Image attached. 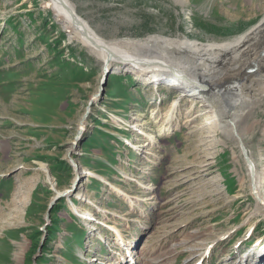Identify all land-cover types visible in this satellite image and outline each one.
<instances>
[{
    "label": "rangeland",
    "instance_id": "obj_1",
    "mask_svg": "<svg viewBox=\"0 0 264 264\" xmlns=\"http://www.w3.org/2000/svg\"><path fill=\"white\" fill-rule=\"evenodd\" d=\"M69 1L142 58L153 47L128 42H222L264 16V0ZM129 64L103 68L46 0H0V264H264V214L238 143L198 94L173 96ZM262 98L243 141L264 201Z\"/></svg>",
    "mask_w": 264,
    "mask_h": 264
},
{
    "label": "bare ground",
    "instance_id": "obj_2",
    "mask_svg": "<svg viewBox=\"0 0 264 264\" xmlns=\"http://www.w3.org/2000/svg\"><path fill=\"white\" fill-rule=\"evenodd\" d=\"M186 1L180 0V3L185 4ZM46 4L53 10L54 15L61 18L64 25L70 27L75 36L102 60L103 68L110 67L114 61H119L120 64L131 63L129 65L138 70H148L145 75L150 82L157 80L166 83L168 88L171 86L172 90L168 91L173 92V96L176 91L180 96H188V93L198 94L210 116L220 125L223 134L237 142L242 153L245 151L242 155L247 158L245 161L251 192L257 204L255 212L264 214V201L258 197L261 187L258 172L243 141V133L250 125L248 119L255 105L261 103L264 96V55L257 54L264 49V16L243 33L222 42H199L188 37L162 35H149L130 42L126 40L136 51L153 47L152 52L142 58L128 54L118 41L110 42L102 38L76 13L69 0H46ZM172 55L176 57L175 62L167 60L173 59ZM177 100L178 97L173 98L172 105L175 104L176 110H180L181 105L178 106ZM167 113L168 109L164 116ZM165 120L168 119L164 117L163 121ZM40 166L47 173V180L55 185L47 166L43 163H40ZM87 173L96 176L93 171L88 170ZM76 196L82 198L83 193L79 191ZM246 260L248 261V258ZM130 261L128 263L131 264Z\"/></svg>",
    "mask_w": 264,
    "mask_h": 264
},
{
    "label": "water",
    "instance_id": "obj_3",
    "mask_svg": "<svg viewBox=\"0 0 264 264\" xmlns=\"http://www.w3.org/2000/svg\"><path fill=\"white\" fill-rule=\"evenodd\" d=\"M243 153L245 154V151H243ZM244 158L247 160L246 155L244 156ZM77 180H78V178L76 179L75 183L77 182ZM69 191H70V190H67L66 192H61V193L57 194V195L54 197V199L51 201V204H49V207H50V208H48L47 216H49V212H50V210H51V207H52L53 203H54L59 197H61V196H63V195H66L67 193H69Z\"/></svg>",
    "mask_w": 264,
    "mask_h": 264
},
{
    "label": "crops",
    "instance_id": "obj_4",
    "mask_svg": "<svg viewBox=\"0 0 264 264\" xmlns=\"http://www.w3.org/2000/svg\"><path fill=\"white\" fill-rule=\"evenodd\" d=\"M239 17H241V16H239ZM242 18V17H241ZM241 18H238L236 21L239 23L240 21H241ZM253 20V17L252 18H250V19H248V23L250 24V22ZM247 25V24H246ZM24 144V146L23 147H25V146H27L28 145V143H26V142H24L23 143ZM30 145V144H29ZM50 145H48L47 147H49ZM28 149V148H27ZM26 149V150H27ZM28 151V150H27ZM49 152H51V151H49V150H46V153H49ZM47 155H50V154H47ZM52 156V155H51Z\"/></svg>",
    "mask_w": 264,
    "mask_h": 264
}]
</instances>
